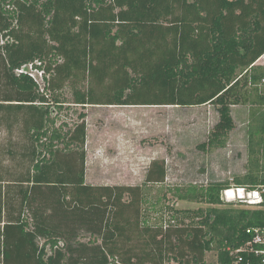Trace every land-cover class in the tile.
I'll return each instance as SVG.
<instances>
[{"label": "trees", "instance_id": "trees-1", "mask_svg": "<svg viewBox=\"0 0 264 264\" xmlns=\"http://www.w3.org/2000/svg\"><path fill=\"white\" fill-rule=\"evenodd\" d=\"M263 55L264 0H0V132L9 142H0V264H207L215 248L226 261L248 227H264V202L221 208V181L176 187L177 199L211 206L175 210L189 223H151L141 185L87 182L86 115L63 134L51 128V105L66 86L82 107L212 103L219 121L209 142L221 146L232 106L249 105L253 162L264 156ZM35 60L43 91L16 72ZM166 177L165 160H154L145 182ZM237 183L264 186V164L256 158Z\"/></svg>", "mask_w": 264, "mask_h": 264}, {"label": "rangeland", "instance_id": "rangeland-1", "mask_svg": "<svg viewBox=\"0 0 264 264\" xmlns=\"http://www.w3.org/2000/svg\"><path fill=\"white\" fill-rule=\"evenodd\" d=\"M264 64V55L257 61ZM61 104L52 100L55 123L51 128L69 133L81 121L87 122L86 180L96 185H141L149 200L145 205L149 222L189 223L190 217L175 210H196L210 204L177 199L176 187L201 189L214 182L228 183V187L246 186L237 183L251 169L256 158L263 166L264 156H250L251 107L232 106L234 128L225 137V144L209 142L219 112L212 103L193 106L179 105H87L73 103L72 91L66 86L60 92ZM6 132H0V142L8 144ZM63 148L64 143H58ZM154 160H165L166 181L146 184L147 170ZM7 163V162H6ZM256 172V171H252ZM227 187V188H228ZM221 208H251L225 199ZM93 236L84 234L81 240L89 242ZM92 242V241H91ZM43 240L40 239V244ZM218 255L215 248L206 255L207 264ZM211 262V263H210ZM171 264H179L172 261Z\"/></svg>", "mask_w": 264, "mask_h": 264}, {"label": "built area", "instance_id": "built-area-1", "mask_svg": "<svg viewBox=\"0 0 264 264\" xmlns=\"http://www.w3.org/2000/svg\"><path fill=\"white\" fill-rule=\"evenodd\" d=\"M41 61L35 60L23 64L16 69L18 74L27 73L41 86H45L44 69L39 68ZM264 186L249 188L247 186H232L224 189L223 199L234 204H243L251 208H262L264 202ZM250 239L240 248L228 247V259L220 261L218 256L211 264H264V227H248Z\"/></svg>", "mask_w": 264, "mask_h": 264}, {"label": "crops", "instance_id": "crops-1", "mask_svg": "<svg viewBox=\"0 0 264 264\" xmlns=\"http://www.w3.org/2000/svg\"><path fill=\"white\" fill-rule=\"evenodd\" d=\"M258 64H263V63H260V62H259ZM263 65H264V64H263Z\"/></svg>", "mask_w": 264, "mask_h": 264}, {"label": "bare ground", "instance_id": "bare-ground-1", "mask_svg": "<svg viewBox=\"0 0 264 264\" xmlns=\"http://www.w3.org/2000/svg\"><path fill=\"white\" fill-rule=\"evenodd\" d=\"M211 263V262H210Z\"/></svg>", "mask_w": 264, "mask_h": 264}]
</instances>
